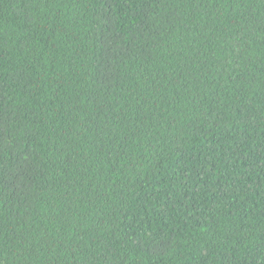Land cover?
I'll return each mask as SVG.
<instances>
[{
    "label": "trees",
    "instance_id": "16d2710c",
    "mask_svg": "<svg viewBox=\"0 0 264 264\" xmlns=\"http://www.w3.org/2000/svg\"><path fill=\"white\" fill-rule=\"evenodd\" d=\"M0 264H264V0H0Z\"/></svg>",
    "mask_w": 264,
    "mask_h": 264
}]
</instances>
